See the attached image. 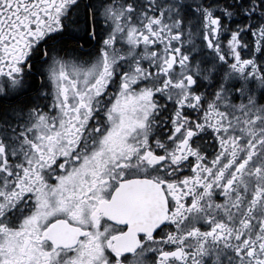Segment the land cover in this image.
Wrapping results in <instances>:
<instances>
[{"label": "snow or ice", "instance_id": "snow-or-ice-1", "mask_svg": "<svg viewBox=\"0 0 264 264\" xmlns=\"http://www.w3.org/2000/svg\"><path fill=\"white\" fill-rule=\"evenodd\" d=\"M0 264H264V0H0Z\"/></svg>", "mask_w": 264, "mask_h": 264}, {"label": "flooded vegetation", "instance_id": "flooded-vegetation-1", "mask_svg": "<svg viewBox=\"0 0 264 264\" xmlns=\"http://www.w3.org/2000/svg\"><path fill=\"white\" fill-rule=\"evenodd\" d=\"M86 50H90V49H88V46H86Z\"/></svg>", "mask_w": 264, "mask_h": 264}]
</instances>
